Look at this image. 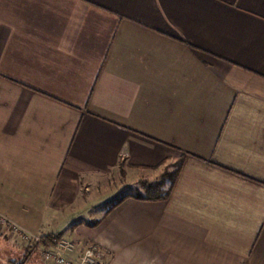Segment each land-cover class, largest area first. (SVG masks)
<instances>
[{"label": "crops", "instance_id": "obj_1", "mask_svg": "<svg viewBox=\"0 0 264 264\" xmlns=\"http://www.w3.org/2000/svg\"><path fill=\"white\" fill-rule=\"evenodd\" d=\"M177 163L164 198L96 189ZM0 215L108 264H264V0H0ZM28 248L0 227V264Z\"/></svg>", "mask_w": 264, "mask_h": 264}, {"label": "built area", "instance_id": "obj_2", "mask_svg": "<svg viewBox=\"0 0 264 264\" xmlns=\"http://www.w3.org/2000/svg\"><path fill=\"white\" fill-rule=\"evenodd\" d=\"M0 227H6L11 237L18 238L28 247L36 248L45 264H108V256L93 244L86 245L78 250L77 245L70 239L60 237L53 244L41 245L40 235L31 234L17 224L0 215ZM41 245L40 247L38 245Z\"/></svg>", "mask_w": 264, "mask_h": 264}, {"label": "trees", "instance_id": "obj_3", "mask_svg": "<svg viewBox=\"0 0 264 264\" xmlns=\"http://www.w3.org/2000/svg\"><path fill=\"white\" fill-rule=\"evenodd\" d=\"M181 167V163H177V165L175 166V170L171 171L170 169L165 170L164 173L162 174L161 177L158 178V180L155 181H142L139 184H137L135 187L136 188H141L144 190V192L146 193L144 197V199L146 198V200H155L161 197H165L168 196L169 192L168 190H171L172 187V183L175 180V177L177 175L178 170ZM169 168V167H168ZM174 177V179H173ZM173 179V180H172ZM173 181V182H172ZM166 183V188H165V193L160 195V187L162 185V183ZM141 194H137V195H120V196H116L113 199H111L110 201H108V203H106V207L108 209V211L113 210L114 208H116L117 206H119L124 200L128 199V198H134V199H140ZM94 224V223H90L89 225ZM42 238V242L41 245H44L45 243H49V244H53L55 242H57V240L60 238L59 235H49V236H41ZM40 244L38 245L39 247L41 246ZM36 248H32L29 247L27 253L30 255L31 253H34ZM25 258L21 261H17V260H12L9 264H24L25 263Z\"/></svg>", "mask_w": 264, "mask_h": 264}, {"label": "rangeland", "instance_id": "obj_4", "mask_svg": "<svg viewBox=\"0 0 264 264\" xmlns=\"http://www.w3.org/2000/svg\"><path fill=\"white\" fill-rule=\"evenodd\" d=\"M155 174L156 173H154V172H151V173H149V172L147 173L146 172L143 175L144 177L142 176V178L148 179V178L154 176ZM136 178H138L136 175L129 176L127 174V172L124 173V171L122 170V173H119V172L116 173L115 178H112L113 180L112 179H109V181H105L103 184L98 185V187L96 189H99V192L100 193L105 192V191H108L109 192V190L110 191L117 192L118 190H120V188H122L123 186H125V185L128 184L127 188L125 190L121 191V192L119 191L118 192L119 194L117 196H120V195H130V194L131 195H137V194L145 195L146 193L144 192V190L141 189V188H136L135 187L136 185L129 187V185L132 184V182ZM142 178H141V180H142ZM165 188H166V183L164 182V183H162V185L160 187V192H159L160 195H162V194L165 193ZM101 197H102V195L99 197V199H101ZM108 200H109V198H108ZM100 201L103 202V203H105L107 201V199L106 200L105 199H101ZM34 235H37V234H34ZM63 237L66 238V239H69V238H67L65 236H63ZM14 239H16L17 241L20 242V240L18 238H14ZM35 253H36V255L34 254L35 255V259H36L35 260L36 261L35 263L38 264L39 262H41L40 261L41 258H40V255L38 254V252H35ZM19 261H21V260H19Z\"/></svg>", "mask_w": 264, "mask_h": 264}]
</instances>
